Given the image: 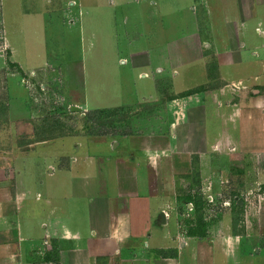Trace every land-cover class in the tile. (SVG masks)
Wrapping results in <instances>:
<instances>
[{
  "label": "rangeland",
  "instance_id": "1",
  "mask_svg": "<svg viewBox=\"0 0 264 264\" xmlns=\"http://www.w3.org/2000/svg\"><path fill=\"white\" fill-rule=\"evenodd\" d=\"M207 2L222 43L221 5ZM245 2L239 24L254 6H262L254 9L243 36L252 48L261 46L264 0ZM231 4L236 10L239 1ZM192 6L197 34L211 42L205 0H0V170L8 171L5 191L0 189L5 196L17 180L26 187L35 183L42 201L55 197L54 189L63 197L61 206L82 214L67 168L71 155L77 148L94 154L87 157L104 165L95 172L102 183L107 143L118 140L117 151L110 150L126 156L127 139L149 151L125 164H142L144 198L153 208L151 232L157 233L155 243L139 247L136 264H264V114L252 110L257 93L263 94L264 69L245 51L244 66L230 63L219 76L212 50L204 46L205 62L185 63L200 54L182 42L194 29ZM144 47L151 66L131 69L129 62L121 63ZM170 47L184 63L177 76L172 74L177 66L167 68ZM155 63H166L165 69L158 71ZM141 71L149 76L143 78ZM13 99L27 102L31 116L12 118ZM120 103L126 105L93 110ZM84 166L76 171L85 174ZM45 248L34 252L38 264H45L38 260ZM130 248L132 256L136 247Z\"/></svg>",
  "mask_w": 264,
  "mask_h": 264
},
{
  "label": "crops",
  "instance_id": "2",
  "mask_svg": "<svg viewBox=\"0 0 264 264\" xmlns=\"http://www.w3.org/2000/svg\"><path fill=\"white\" fill-rule=\"evenodd\" d=\"M205 1L206 21L211 32V42L208 39L199 37L197 34L196 31L199 30V27L196 23L195 11H193L196 8L192 6L191 15L194 29L182 39V42L184 45L189 46V51L194 47L195 49H199L200 54H197L195 57L192 56L185 63L191 64L194 60L205 62L208 56L204 55L203 49L201 48V46H204V48L212 50L211 54L215 56L216 60L214 63V71L219 76H225L223 70L225 67H229L230 63L244 66L247 63V60L243 56L245 51L252 52L254 57L258 58L252 60H255L257 65L260 64L263 70L264 51H262L263 54L260 53V47H264V43L261 46L255 45L252 48L243 39L245 35L244 30L255 17L253 11L258 6H254L249 12L250 15L247 16V19L244 18L243 22L239 24V20L242 21L243 17H245L244 15H246L245 0H238L239 5H237L236 10L234 9V7L236 8V4L233 3L234 7L231 4L233 0H219V4L221 5L219 12L220 26L223 31V40L222 43H219L217 41L219 37L215 36L214 32L216 22L211 11V4L207 0ZM152 3L155 5V1H152ZM261 7H258L256 11H260ZM258 35L264 39V33H258ZM179 42L172 41L171 44H179ZM174 50L176 49L169 48L170 55H167L166 63L167 68L168 65L171 68L177 66L172 72L173 75L177 76L178 67L184 63H179V54H174ZM136 51L129 54L130 57L128 60L126 57L121 58L124 60H121V63L127 64L129 62L131 69L146 67L147 65L151 66L153 64L150 59V51L147 48H140ZM177 51L179 53V50ZM224 55H226L227 59L229 58V61L223 58ZM137 56L143 59L141 62L143 64L136 62L135 58ZM249 62L248 60V64ZM166 63H155V69L162 72L165 69L164 64ZM81 74L83 75L82 70ZM139 75L147 78L149 72L141 71ZM258 79V76L255 75L254 80ZM239 81H242V79ZM244 85L243 87H246V84ZM257 95L258 98L253 100L252 110L254 112L257 110L259 115H261L264 114V89L262 95L258 93ZM9 102V110L12 118L17 114L22 119L31 116V111L28 109L29 106H26L27 102L25 104L19 101V99L9 100ZM84 103L86 108H89L86 95ZM116 105L124 106L126 104L120 103L112 106L98 107L93 110L108 109ZM259 118L261 117L258 116V120ZM261 123L264 124V120ZM42 142L45 143L46 140L36 143ZM101 143L106 144L107 142ZM126 143V149H128L126 156L125 154H121V152H111V146L117 151V147L120 145L118 140H111L110 143H107L109 146V152L106 153L108 154L106 158L108 164L105 168L107 180H103L102 183L96 177L97 174L95 172L100 173L98 171L103 170L104 165L99 164V167H97L93 158L88 159V157L94 154L90 155L88 151L84 153L81 149L77 148V151L71 155L67 168L71 171L74 188L78 190V194L74 196V204L78 206L81 203L83 204L82 214L78 212L72 213L70 207L61 206L60 199H63V197L59 191L54 189L50 191L55 197L47 196L46 201H42L43 195L37 189L34 190L35 183L26 187L24 182L22 183L20 180H17L13 183L15 187L14 192L12 191V193L10 191L4 196L5 182L8 181L6 180L8 171L1 168L0 187L4 191L0 189V264H36L38 261L34 257V252L37 251L38 247H46L44 252L47 251L43 257L38 259L45 264H136L138 262L137 255L138 253L140 254V251H138L139 247H146L145 243H147L148 247L150 240L155 243L156 241L153 235L157 233L151 232L153 229V220L150 217L149 211H153V208L151 201L144 198L147 183L146 179L141 175L142 164L140 161H136L133 166L125 164L126 160L134 162V159L138 156H143V154H147L149 151L146 148L134 147L127 139ZM46 149L44 147L41 151L43 152ZM158 155L156 154L155 156ZM95 156L98 157V154ZM56 158L58 157L55 156V160ZM112 158H114L113 164H110ZM155 163H151L153 168L156 166ZM93 164L96 165L95 168ZM47 165L51 168V174H53L55 172L54 167L51 164ZM74 165H77V167ZM83 165H85L86 173L79 174L76 170L83 167ZM98 168L99 170H97ZM75 171L76 174L73 175L72 172ZM35 192V196L30 198L29 195ZM52 198L58 199V201L53 203ZM73 207L72 210L77 209L75 206ZM23 210H26V213H23ZM71 221H75L78 224H71ZM161 221L163 222L162 216ZM130 247H136V251L132 256L133 248ZM53 248L57 253L51 254ZM54 255L58 257V263L53 261Z\"/></svg>",
  "mask_w": 264,
  "mask_h": 264
},
{
  "label": "trees",
  "instance_id": "3",
  "mask_svg": "<svg viewBox=\"0 0 264 264\" xmlns=\"http://www.w3.org/2000/svg\"><path fill=\"white\" fill-rule=\"evenodd\" d=\"M95 111H101V110H95ZM95 111H93V112H95ZM86 116V118H90V117H92L94 120H95V117H93V116H90V115H85ZM96 121V120H95ZM96 124V123H95ZM90 128V127H89ZM54 253H57L56 251H55V249L53 248V251L51 252V254H54Z\"/></svg>",
  "mask_w": 264,
  "mask_h": 264
},
{
  "label": "water",
  "instance_id": "4",
  "mask_svg": "<svg viewBox=\"0 0 264 264\" xmlns=\"http://www.w3.org/2000/svg\"><path fill=\"white\" fill-rule=\"evenodd\" d=\"M71 109H72V110H80L81 108L78 107V106H72Z\"/></svg>",
  "mask_w": 264,
  "mask_h": 264
}]
</instances>
